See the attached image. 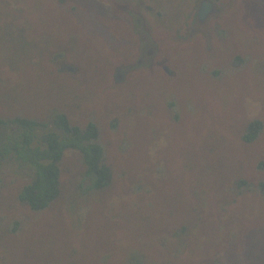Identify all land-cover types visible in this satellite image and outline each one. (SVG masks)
I'll return each mask as SVG.
<instances>
[{
	"label": "rangeland",
	"instance_id": "374dc122",
	"mask_svg": "<svg viewBox=\"0 0 264 264\" xmlns=\"http://www.w3.org/2000/svg\"><path fill=\"white\" fill-rule=\"evenodd\" d=\"M211 1L203 29L196 0H0V119L92 120L114 176L88 199L68 151L59 201L33 213L17 201L29 177L6 163L0 264H264V132L241 141L264 127V0ZM143 39L156 69L117 82Z\"/></svg>",
	"mask_w": 264,
	"mask_h": 264
},
{
	"label": "trees",
	"instance_id": "16d2710c",
	"mask_svg": "<svg viewBox=\"0 0 264 264\" xmlns=\"http://www.w3.org/2000/svg\"><path fill=\"white\" fill-rule=\"evenodd\" d=\"M7 127L12 130L7 132ZM263 132L261 120L249 122L244 128L241 141L243 144H253ZM100 139L101 131L92 120L80 126L73 124L62 112H54L43 122L20 116L0 119V171L11 161L18 173L29 177L20 189L17 201L33 213L44 212L59 201L60 163L66 152L74 151L79 154L84 168L78 184L79 192L91 199V196L107 192L114 181L113 170L106 163ZM257 168L264 170V161H260ZM233 186L237 192L241 187L246 188L245 191L252 188L249 182L239 178L234 180ZM257 189L264 196V179L258 183ZM162 250L168 251L164 243ZM176 254L179 258L181 253ZM133 260L141 264L144 257Z\"/></svg>",
	"mask_w": 264,
	"mask_h": 264
},
{
	"label": "flooded vegetation",
	"instance_id": "af4514ba",
	"mask_svg": "<svg viewBox=\"0 0 264 264\" xmlns=\"http://www.w3.org/2000/svg\"><path fill=\"white\" fill-rule=\"evenodd\" d=\"M188 1L189 0H186V2H188ZM222 1H225V0H218V2H222ZM196 2H197V8H196V11L194 14V18L192 19V23H193V26H199V27L201 26L204 29V28H206V26H204L206 19L208 17H210V18L214 17L215 15H217L216 13H218V12L220 13V10L217 9L213 5L211 0H196ZM207 2L210 4V12L208 14H206L203 18H201V16L198 15V13L200 11L202 12L203 8L205 10H207V7L204 6V4ZM183 3H185V0ZM138 12H140V10ZM137 14H138V17L135 19V22H137V24H135V26H132L131 29L136 30V33L140 32L142 30V31H148V33L150 34V30L147 29L145 16L140 14V13H137ZM214 26H215V31H217L218 30L217 29V26H218L217 23H215ZM216 33L218 34V33H220V31L219 32L217 31ZM142 46H143V50L141 51V57L138 61L136 60L135 63L124 62L120 66H118L116 69H114L116 72H119L118 73L119 76L116 78L117 82L120 81L122 79L123 74L128 72V71H131V73L134 72V73L142 74V72L140 71L142 69L145 71L147 70V71H151V72L156 69L157 58H156V55L153 51L154 50L153 46L150 45V40L146 41L143 39ZM168 63L170 64L171 62H168ZM107 65H110V61L107 64H105V66H107ZM112 67H114V66L111 64L110 69H112ZM144 83H146V82H144Z\"/></svg>",
	"mask_w": 264,
	"mask_h": 264
},
{
	"label": "water",
	"instance_id": "95a60500",
	"mask_svg": "<svg viewBox=\"0 0 264 264\" xmlns=\"http://www.w3.org/2000/svg\"><path fill=\"white\" fill-rule=\"evenodd\" d=\"M205 7H207V10H205L204 8L202 9V12L200 11L198 13V15L201 16V18H203L206 14H208L210 12V4L207 2L204 4Z\"/></svg>",
	"mask_w": 264,
	"mask_h": 264
}]
</instances>
